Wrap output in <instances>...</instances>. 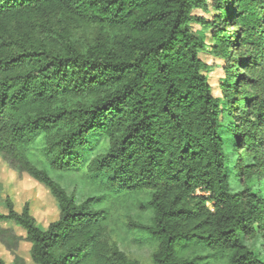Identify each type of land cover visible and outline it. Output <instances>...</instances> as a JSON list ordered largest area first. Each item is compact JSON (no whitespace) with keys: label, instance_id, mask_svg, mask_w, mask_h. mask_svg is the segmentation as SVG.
<instances>
[{"label":"trees","instance_id":"16d2710c","mask_svg":"<svg viewBox=\"0 0 264 264\" xmlns=\"http://www.w3.org/2000/svg\"><path fill=\"white\" fill-rule=\"evenodd\" d=\"M230 3L233 50L214 19L193 15L206 0H0V157L58 208L42 229L27 203L17 212L5 199L0 224L24 237L0 227L13 255L0 264H25L20 240L32 264H139L109 241L102 195L78 198L51 176L83 168L102 193L148 191L140 204L151 217L131 233L157 242L155 264H264L246 245L260 237L264 248V198L233 188L226 153L231 136L243 180L264 177V0ZM203 51L225 61L226 109L202 73Z\"/></svg>","mask_w":264,"mask_h":264},{"label":"rangeland","instance_id":"374dc122","mask_svg":"<svg viewBox=\"0 0 264 264\" xmlns=\"http://www.w3.org/2000/svg\"><path fill=\"white\" fill-rule=\"evenodd\" d=\"M230 1L231 0H206V8L194 10L193 15L200 16L205 21H212L214 19L216 26L221 28L224 33L230 37L233 50L235 49L233 47L236 36L235 32L238 31V27L233 26V24H231L232 22L228 21L231 5ZM200 27L201 26L197 22H192L190 25V29L193 32L199 30ZM93 31V28L81 31V39L83 41L89 39ZM205 41L206 43H212L209 37H206ZM235 55L234 51H232L231 59H233ZM198 57L205 64L202 73L211 86V94L221 99V107L226 109L227 103L224 98L226 89L224 84L225 81H227V75H225L224 69L225 61L219 57L211 56L206 51L200 52ZM227 63L230 66L229 74L232 75L233 66L229 61ZM240 72L241 70L238 69L237 73ZM260 74L263 76L262 73ZM256 89H258L260 94L264 95V78L257 81ZM235 97H238V94H236ZM231 111L232 115L237 114H234V106L231 107ZM226 120L227 123H224V125L229 123V118H222V122ZM95 142L97 145L96 149L100 152L108 148V143L104 139H99V142L95 140ZM235 143L236 142L232 140L231 136L226 137V153L230 156L231 164H233L232 166L235 170V172H233L235 177L232 178L233 188L240 191L244 188H249L251 192H255L264 198V177L259 178L258 176H253L248 181H245L243 177L239 175L241 166L239 165L240 163H237L240 160H238V151L234 150ZM44 145L45 137L43 135L38 136L35 145L31 149L33 161L38 163L44 159L42 151ZM243 159L244 164H249L251 162L249 156H245ZM51 176L53 178L56 177L61 186L68 192H73L78 198L80 195H102V201L106 207L107 235L109 241L115 243L129 259L139 264H155L153 254L157 250V242L147 236L143 235L142 237L135 235V233H131L136 230L137 223L146 224L151 217V213L146 207L140 204V202L146 199L148 191L143 190L134 195L126 196L125 194L115 193L106 188L102 193L101 190L97 188L96 190L94 189L95 183L101 182V180L99 178L92 179L87 176L84 168L75 173H62L60 175L59 173L53 172ZM5 199H9L12 202L14 210L17 212H20L27 203L36 224L42 229H45L51 222L58 218L57 204L49 191L43 185L29 178L26 174H19L11 169L0 157V214L2 215L7 214L4 203ZM0 227L13 229L15 234L24 237V231L12 222H3L0 224ZM262 243L260 237L249 238L246 241V245L251 248V251L254 254H258L260 259L264 261V248L261 245ZM2 245L4 244L0 242V258L5 263H11L13 255ZM16 245H18V247L15 254L20 256L25 264H32L29 256L30 244L24 240H20Z\"/></svg>","mask_w":264,"mask_h":264}]
</instances>
